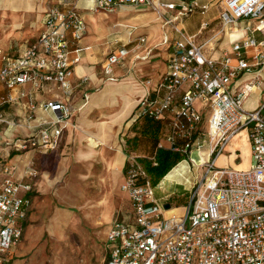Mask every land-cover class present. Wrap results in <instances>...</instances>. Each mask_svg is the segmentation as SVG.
I'll use <instances>...</instances> for the list:
<instances>
[{
    "label": "built area",
    "instance_id": "2783aa9c",
    "mask_svg": "<svg viewBox=\"0 0 264 264\" xmlns=\"http://www.w3.org/2000/svg\"><path fill=\"white\" fill-rule=\"evenodd\" d=\"M81 1L51 0L35 41L15 53L0 48V84L6 90L0 95V122L12 124L3 108L31 97L27 86L41 90L54 85L61 92L40 106L50 118L41 120L35 133L13 144L18 151L57 150L73 125L74 92L89 80L83 77L74 82L76 65L88 49L81 45L87 29ZM89 1L93 11L115 12L124 6L149 9L179 34V38L164 39L168 71L154 91L141 98L132 121H162L171 116L167 140L173 149L187 153L195 144L201 150L204 143L210 149L208 159L197 164L205 173L196 175L188 189L189 204L170 215L166 212L174 208H165L166 202L155 198L147 168L137 156L129 158L121 190L128 195L133 217L112 223L106 239V264H264V0H224L223 25L247 20V33L219 57L209 55L208 42L200 43L197 34L186 33L180 25L193 6L182 5L169 18L165 9L176 10L178 5L164 0ZM145 41L140 38L141 43ZM129 54L126 44L111 52L102 63V72L117 80L111 76L113 68ZM252 93L260 98L249 109L245 102ZM36 107L31 100L29 109ZM29 118H36L34 112ZM243 132L251 146V165L217 167L216 157L231 138ZM180 139L186 141L183 148L177 146ZM152 161L158 164L155 157ZM15 170L10 161L0 167V264H12L32 205L33 182L17 179ZM27 174L34 180L39 172L30 167Z\"/></svg>",
    "mask_w": 264,
    "mask_h": 264
},
{
    "label": "crops",
    "instance_id": "0c3cea01",
    "mask_svg": "<svg viewBox=\"0 0 264 264\" xmlns=\"http://www.w3.org/2000/svg\"><path fill=\"white\" fill-rule=\"evenodd\" d=\"M50 1L0 0V48L10 49L15 53L35 41L43 28L45 12ZM164 1L178 5L176 10L165 9L169 18L178 14L182 5L193 6L189 15L181 19L180 25L186 33L197 34L200 43L208 42L205 49L213 57H219L224 50L231 48L234 41L241 39L247 33L245 30L247 20L244 25H241L240 20L231 26L221 27L224 28L225 40H222V35L218 37L221 28L217 27V23L222 21L220 15L224 7V0ZM217 4H221L219 11L211 13ZM80 6L85 20H87V12L99 13L95 15L98 19L107 13L128 15L114 22V25L126 28L128 35L116 34L111 43L118 45L117 49L126 44L130 49V54L125 59L126 62L114 66L111 76L117 77V80L109 79L102 69L99 70V63H103L105 60L104 52L102 53L99 45L94 44L106 41L103 38L104 28L98 27V30H95L90 19L96 27L98 19L89 16L93 30L102 33L97 35L94 31L86 36L90 28L86 22L87 29L81 40V45L88 49L83 52L81 61L76 65L74 82L78 83L83 77H88L89 80L82 86H78L74 92L72 98V104L75 107L72 116L73 125L65 131L61 148L58 150L28 149L18 151L13 144L17 140L35 133L38 129L36 126L40 121L50 118L49 112L40 106L55 96L59 97L60 90L54 85L48 86V89L53 87V91L48 89L32 90L27 86V90L32 93L31 97H23L17 103L6 105L10 108L4 113L12 124H6L8 128L5 134L7 144L12 145V150L9 147V150L3 151V155H6L8 161L15 165L16 178L32 181L34 186L33 191L29 193L32 205L24 236L19 243L20 248L13 250L12 264H25L22 257L30 253L32 248L47 235L58 237L65 232L71 224L75 223V208L80 203L90 211L92 227H100L105 236L106 264L108 257L106 239L112 223L117 219L131 220L133 217L128 195L121 190L129 158L137 156L151 175L149 167L156 166L153 164L152 158L157 156L159 162H161V158H164L161 152L157 155L158 149L161 147L173 149L167 140L171 131V116L162 121L142 118L137 122L132 121V116L141 98L148 91H154L168 71L167 57H164L163 62V59L157 56L160 54H152L153 50L159 46L167 49V46L163 44L164 39L166 37L179 38V34L170 24H165L160 14L143 7L124 6L115 12L93 11L90 9L89 0H82ZM205 7L206 9H204ZM193 13H198L202 20L198 30L195 33H190L185 21ZM138 26L146 33L132 36ZM200 35L205 36L203 39H199ZM95 36L99 38L97 39ZM141 37H145L146 41L141 43ZM85 38L89 42L84 44ZM111 43H109V47H111ZM160 66L162 73L159 72ZM249 77L251 75H246V78ZM146 80L151 82L150 85L145 83ZM5 92L4 86L0 84V95ZM254 94L257 95L258 101L250 108L256 107L259 102L260 95ZM85 95H88L87 100ZM31 100L36 102L35 110L29 109ZM32 112L36 118L30 120L29 115ZM3 123L0 122V126ZM243 133L249 148L247 134ZM92 141H96L97 145L94 146ZM161 143L164 146H161ZM185 143L184 139H180L177 146L183 148ZM173 150L178 152L170 159L172 163L177 162L178 156L185 158L178 162L158 184L160 187L164 183L174 187L183 186L188 191L195 179L191 164L197 163L193 155L195 152H200L202 160L206 161L210 149L202 147L201 150H198L195 144L187 153L181 152L179 149ZM203 150H207L205 156L201 154ZM223 157L222 153L216 157L215 162L223 160L225 163ZM250 164L251 156L249 155L243 166L234 164V167L247 168ZM30 167H35L39 171V175L34 180L27 174ZM176 168L178 171L173 179H168V174ZM158 184H153L155 189L158 188ZM157 193L158 189L155 190V198L158 200L160 197ZM172 195L173 193L166 194L163 200L167 203V200L173 197ZM121 200L127 202L126 215L123 214L122 209H119ZM173 208V210H169L172 211L171 213L181 211L177 207ZM177 209L179 211H174ZM167 212L166 215L171 214H167ZM59 225L62 227L60 231L56 229Z\"/></svg>",
    "mask_w": 264,
    "mask_h": 264
},
{
    "label": "rangeland",
    "instance_id": "374dc122",
    "mask_svg": "<svg viewBox=\"0 0 264 264\" xmlns=\"http://www.w3.org/2000/svg\"><path fill=\"white\" fill-rule=\"evenodd\" d=\"M221 7V4H217L213 7L211 10V13L218 12ZM93 14V15H92ZM99 13L96 12H87V20L88 23V32L86 34L89 35L91 33H94L95 30H98V27L104 28L103 35L105 42L97 43L94 45H99L100 50L103 53V58L106 59L108 55L111 52L117 51L118 45H113L111 42L114 39V35H123L127 36L128 32L126 28L120 27L119 25H114V22L116 20H119L123 17H126L128 15H120L119 13H107V15H103L101 18H97L95 15H98ZM96 17L98 19L97 27L94 25V23L91 21V24L93 25L94 29L92 28L89 18L90 17ZM202 20V17L198 13H193L190 15V17L186 18V26L187 30L190 33H195L200 25V22ZM246 20H241V25H244ZM217 27L221 28L224 27L223 22H218ZM223 29L221 28L218 32V37L223 36L222 40H225V35H223ZM246 30V29H245ZM97 35H100L102 32L95 31ZM146 33L144 29H142L140 26L136 27L134 32L132 33V36H137V34ZM205 35H200L199 39H203ZM97 39L98 36H95ZM89 40L85 38L83 40V43H88ZM109 43H111V47H109ZM133 46V45H132ZM152 54H160L157 56H160V58L163 59L164 57H167V49L166 47L159 46L155 48L152 52ZM151 54V55H152ZM157 58V57H155ZM126 62V60L123 61V63ZM156 64L158 62H155ZM128 64V62H127ZM163 64V63H162ZM164 66V65H163ZM102 69V63H99V70ZM162 67H159V72L162 73ZM147 81V80H146ZM258 101L257 95L250 94L248 99L246 100V107L250 109L251 105H256ZM10 107L6 106L3 111L6 112ZM7 123H3L2 126H0V167L2 164L7 162L9 159L6 157V155H3L4 150H9V147L12 150V145L7 144L6 141V130L8 128ZM203 129H206V122L203 126ZM23 136V135H20ZM204 139L208 142V136L204 137ZM63 142V139H62ZM61 142V145H62ZM93 145H97L96 141H92ZM61 145L58 149L61 148ZM208 143H204V148L208 147ZM57 149V150H58ZM250 150V151H249ZM207 150L202 151V155H206ZM224 154V160L226 161L223 163V160L217 161L216 166L219 168L223 167H234V164H240L245 163V161L249 158V155L251 156V146L248 148L245 134L240 133L233 138H231L225 147V150L223 152ZM193 157L196 159V161H199L201 156L200 152H195ZM198 163V162H197ZM251 163H252V157H251ZM198 164H201L200 162ZM243 164L241 166H243ZM251 165V164H250ZM240 166V165H238ZM240 166V167H241ZM239 167V168H240ZM238 168V167H237ZM248 168V167H247ZM244 169V168H240ZM191 170L194 175H198L199 177H202L205 173V168L198 167L197 164H191ZM39 172V171H38ZM151 178L154 185L158 184L159 177L156 174V171L151 172ZM157 195L160 197L158 200L161 204H164V197L168 193H173V197L170 200H167L168 203H170L173 207H177L180 210L183 209L184 205H188L191 199V193L185 189L183 186L174 187L169 186L168 184H163L161 187L158 184ZM174 191V192H173ZM163 197V198H162ZM121 206L119 209H122V212L124 215L127 213V202H124L121 200ZM178 210V209H177ZM179 211V210H178ZM75 214H76V221L75 223L71 224L65 232L60 234L58 237H50L46 236L43 238V240L35 245L32 248V251L30 253L24 255L22 259L25 260V264H105V248H104V240L105 236L103 235L102 230L100 227H92L91 224V216L90 211L84 207L82 203L78 205V207L75 208ZM20 248V245L14 247V250Z\"/></svg>",
    "mask_w": 264,
    "mask_h": 264
},
{
    "label": "trees",
    "instance_id": "16d2710c",
    "mask_svg": "<svg viewBox=\"0 0 264 264\" xmlns=\"http://www.w3.org/2000/svg\"><path fill=\"white\" fill-rule=\"evenodd\" d=\"M157 155L161 152V155L164 156V158H161V162H159L157 156L155 157L158 161V165L149 167V171L154 172L156 171L157 176L159 177V181L167 175V173L181 160H183L185 157H177V162L172 163L171 158L174 154H176L178 151H175L173 149H166V148H159ZM215 158V156H213ZM158 181V182H159Z\"/></svg>",
    "mask_w": 264,
    "mask_h": 264
},
{
    "label": "bare ground",
    "instance_id": "6f19581e",
    "mask_svg": "<svg viewBox=\"0 0 264 264\" xmlns=\"http://www.w3.org/2000/svg\"><path fill=\"white\" fill-rule=\"evenodd\" d=\"M88 135H89V134H88ZM94 146H95V145H94ZM193 158H194V157H193ZM194 160L196 161L195 158H194ZM197 162H198V163L200 162V163L202 164V163L205 162V161H203L202 158H200V160H199V161H196V163H197ZM198 163H197V164H198ZM115 165H116V164H115ZM177 171H178V168L172 170V171L168 174V176H167L168 179H169V178L173 179V177L175 176V174L177 173ZM179 173H180V172H179ZM180 174H181V173H180ZM181 176H182V175H181ZM188 181H189V180H188ZM82 194H83V193H82ZM174 211H178V210H174ZM171 212H172V211H168L167 214H170ZM61 228H62V227L59 225L58 228H56V229H57L58 231H60Z\"/></svg>",
    "mask_w": 264,
    "mask_h": 264
},
{
    "label": "water",
    "instance_id": "95a60500",
    "mask_svg": "<svg viewBox=\"0 0 264 264\" xmlns=\"http://www.w3.org/2000/svg\"><path fill=\"white\" fill-rule=\"evenodd\" d=\"M170 207H171V204L167 202V203L165 204V208L169 209Z\"/></svg>",
    "mask_w": 264,
    "mask_h": 264
}]
</instances>
